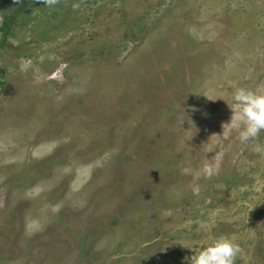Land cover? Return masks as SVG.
Returning a JSON list of instances; mask_svg holds the SVG:
<instances>
[{"label": "rangeland", "instance_id": "rangeland-1", "mask_svg": "<svg viewBox=\"0 0 264 264\" xmlns=\"http://www.w3.org/2000/svg\"><path fill=\"white\" fill-rule=\"evenodd\" d=\"M23 1L0 0V264H190L217 238L264 264V132L241 144L225 101L264 92V0Z\"/></svg>", "mask_w": 264, "mask_h": 264}, {"label": "clouds", "instance_id": "clouds-1", "mask_svg": "<svg viewBox=\"0 0 264 264\" xmlns=\"http://www.w3.org/2000/svg\"><path fill=\"white\" fill-rule=\"evenodd\" d=\"M51 7L57 0H44ZM225 100V99H224ZM231 109L230 122L227 124L239 130L238 139L241 144H248L256 140L264 132V92L237 88L234 90L231 103L225 100ZM257 146L255 151L261 152ZM203 172L211 178L216 175L218 169L211 165H205ZM194 195L200 194V187L192 189ZM241 249L238 243L230 238H217L204 246L201 251L191 256L190 264H235V260Z\"/></svg>", "mask_w": 264, "mask_h": 264}, {"label": "trees", "instance_id": "trees-1", "mask_svg": "<svg viewBox=\"0 0 264 264\" xmlns=\"http://www.w3.org/2000/svg\"><path fill=\"white\" fill-rule=\"evenodd\" d=\"M40 1H43V0H24L23 3H22V8H25V7H27L28 5L33 4V3H38V2H40ZM10 19H11V18L8 17V18L5 20V22L3 23L4 28H6V29H11V28H12L11 23L14 22V19L12 18L13 21L10 20Z\"/></svg>", "mask_w": 264, "mask_h": 264}, {"label": "flooded vegetation", "instance_id": "flooded-vegetation-1", "mask_svg": "<svg viewBox=\"0 0 264 264\" xmlns=\"http://www.w3.org/2000/svg\"><path fill=\"white\" fill-rule=\"evenodd\" d=\"M5 71L0 69V83H1V78L4 77Z\"/></svg>", "mask_w": 264, "mask_h": 264}]
</instances>
